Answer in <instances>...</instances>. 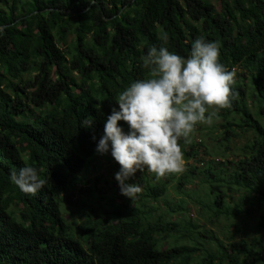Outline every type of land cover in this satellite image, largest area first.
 <instances>
[{"label": "trees", "instance_id": "trees-1", "mask_svg": "<svg viewBox=\"0 0 264 264\" xmlns=\"http://www.w3.org/2000/svg\"><path fill=\"white\" fill-rule=\"evenodd\" d=\"M216 1L0 0V264H264L262 241L230 248L211 235L216 255L192 237L197 225L152 220L151 204L169 203L171 183L183 193L200 180L203 208L228 219L253 213L264 231V0ZM161 31L185 57L197 37L220 42L236 93L217 115L223 139L248 141L233 160L182 148L184 171L159 180L137 172L129 182L142 191L131 201L114 178L117 162L91 184L94 150L115 98L147 78L142 60ZM85 118H94L91 129ZM26 164L47 180L35 196L10 180ZM80 184L89 204L72 223L65 197ZM165 236L174 239L168 247Z\"/></svg>", "mask_w": 264, "mask_h": 264}, {"label": "clouds", "instance_id": "clouds-1", "mask_svg": "<svg viewBox=\"0 0 264 264\" xmlns=\"http://www.w3.org/2000/svg\"><path fill=\"white\" fill-rule=\"evenodd\" d=\"M158 39L161 45L150 47L142 60L147 78L130 83L115 98L94 150L101 156L110 153L118 163L114 178L120 194L131 201L142 191L141 185L129 182L137 172L153 173L157 180L183 172L181 142L191 143L197 126H211L218 111L230 108L236 97L235 73L221 63L219 41L197 37L185 57L169 50L166 32ZM81 125L91 129L94 118H85ZM10 180L31 196L47 183L27 164Z\"/></svg>", "mask_w": 264, "mask_h": 264}, {"label": "rangeland", "instance_id": "rangeland-1", "mask_svg": "<svg viewBox=\"0 0 264 264\" xmlns=\"http://www.w3.org/2000/svg\"><path fill=\"white\" fill-rule=\"evenodd\" d=\"M211 1L216 5L218 4L216 0ZM220 113H222L221 109L218 111L217 115ZM224 123L225 120L223 117L217 116L211 126L198 125L191 138V143L183 144V142H181L182 148L189 150V145L195 143L196 149L201 152L205 150L212 158H216L220 161L223 159H237L241 152V148L247 143L248 139L246 138V134L239 133L237 137L230 141L224 140V128L222 127ZM206 156L209 157V155ZM110 163H115L110 153L98 156L95 166H92V174H90L92 185L97 176H107ZM105 185V182H101L98 184V189ZM175 186L176 182L170 185L169 196L167 198L168 204L165 198H160L158 202L151 204L156 208L155 213L152 215V220H156L162 215L166 222H178L181 225H186L188 223L197 225V228L191 227L193 231L192 237L194 239H200L205 246L204 248L216 255H218V245L216 242L209 239L211 235L230 248L234 245H245L249 248H253V244H255L257 240L264 242V231L258 229V220L255 214H240L230 219L225 215L215 217L212 210L203 208L202 203L200 204L201 200L204 199V190H202L200 186V180H196L193 184L186 186L183 189V193H177ZM88 187L90 188V186ZM230 197V205L234 207L237 196L233 194ZM65 200L64 213L66 218L72 223H79L83 217L81 209L83 203L86 205L89 204V198L82 192V185L80 184L78 189L66 195ZM181 201H183V204ZM180 204L184 206V211L178 210L177 206ZM173 208L176 209V212H172ZM173 242V238L165 236V247H168ZM181 243L194 244V241L187 238L181 241ZM223 263L229 264V260H225Z\"/></svg>", "mask_w": 264, "mask_h": 264}, {"label": "built area", "instance_id": "built-area-1", "mask_svg": "<svg viewBox=\"0 0 264 264\" xmlns=\"http://www.w3.org/2000/svg\"><path fill=\"white\" fill-rule=\"evenodd\" d=\"M200 165H203V162H201Z\"/></svg>", "mask_w": 264, "mask_h": 264}]
</instances>
